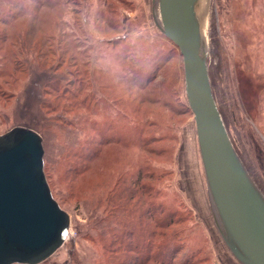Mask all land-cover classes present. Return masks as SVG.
<instances>
[{
	"label": "rangeland",
	"instance_id": "rangeland-1",
	"mask_svg": "<svg viewBox=\"0 0 264 264\" xmlns=\"http://www.w3.org/2000/svg\"><path fill=\"white\" fill-rule=\"evenodd\" d=\"M11 2L16 9H0V134L22 126L41 136L51 194L70 217L67 239L40 264H108L113 257L131 264L137 254L122 251L115 227L122 216L114 204L126 196L141 202L135 216L157 229L146 264L159 256L165 264H217L209 237L220 235L182 57L156 27L153 0ZM205 4L215 94L229 104L228 133L264 193V0ZM103 95L114 104L107 113L92 105ZM75 117L78 127L70 124ZM107 137L113 142L98 146L97 158L81 161L87 169L68 177L63 151Z\"/></svg>",
	"mask_w": 264,
	"mask_h": 264
},
{
	"label": "water",
	"instance_id": "water-1",
	"mask_svg": "<svg viewBox=\"0 0 264 264\" xmlns=\"http://www.w3.org/2000/svg\"><path fill=\"white\" fill-rule=\"evenodd\" d=\"M155 1L156 27L182 57L216 229L240 264H264V195L241 162L212 94L201 0ZM43 156L36 131L16 126L0 134V264H40L69 235L70 217L51 194Z\"/></svg>",
	"mask_w": 264,
	"mask_h": 264
},
{
	"label": "trees",
	"instance_id": "trees-1",
	"mask_svg": "<svg viewBox=\"0 0 264 264\" xmlns=\"http://www.w3.org/2000/svg\"><path fill=\"white\" fill-rule=\"evenodd\" d=\"M2 1H3V3L0 5V9H4L7 6H8L7 8H9V7L12 8V6L15 9L17 8V6H16L17 4L12 3L11 0H2ZM166 39L169 40L168 38H166ZM210 49H211V42H210ZM213 52L214 51L211 52V50H210L209 54H212ZM145 58H148V57H145ZM131 63H132V61H131ZM207 68H208V75H209V81H210V85H211L212 94H213V97L215 99L218 111H219L221 119L223 121V124H224V126L228 132L227 123L225 120L227 118V108L229 107V104L226 103L225 101H223V99H221L220 97L217 98V95L215 94V83H214V77H213L214 71H213V67H212L210 61H207ZM79 85H82V84H79ZM82 86L78 87L77 90L80 91ZM96 103L92 104V105L96 106L94 108H97V106H99L98 109L102 108V110L105 113H107L109 110V108H107L109 103L113 104V102L109 100L107 95H103V97L100 96L99 100ZM98 104H100V105H98ZM113 106H114V104H113ZM118 111H120V110H118ZM116 116H117V114H116ZM106 117L109 118V114ZM110 119H111V121H114V119L112 117H110ZM77 123L80 125V118L79 117H75L74 120L70 124L78 127L79 125ZM109 126L113 127L112 124H109ZM79 129H81V128L79 127ZM71 131H72L71 138L73 139V135H74L75 136L74 140H76L77 135H78L77 134L78 133L77 128H76V130H75V128H72ZM228 135H229V133H228ZM229 137H230V135H229ZM231 141H232V139H231ZM92 142H93V140L91 138H87L84 146L80 147V146H82V143L79 140V142H77L75 147H73L67 151H63V154L66 153V155L64 156V159L67 160L66 174L68 177L74 178V177H77L80 173L84 172L85 169H87V168L85 166H83V167L81 166V161L84 159L83 162H87V161L90 162L93 159L97 158V156L99 155L98 146H101L104 144H110L111 142H113V140L111 138L107 137V139H104V140L102 139L101 142H99V143L93 142L94 143L93 144ZM73 144H75V141L73 142ZM232 144H233L241 162L243 163L245 169L247 170L248 174L250 175L252 180L255 182V184L258 186V188L260 189L261 187L259 185V181L255 178V175H253L250 172L251 170L249 168H247L246 165L244 164V161L242 160V157L240 156L239 152L237 151V148L235 147L233 141H232ZM86 152H87V155H85ZM71 180H73V179H71ZM143 189H144V187H143ZM109 190H110L108 192L109 194L106 196V201H108L109 203L112 204V200L110 199L109 195L111 194V192H113V186L110 187ZM260 191H261V189H260ZM130 201H131V197L129 198L126 196L124 199H121L118 202V204H114L116 208L118 207L117 210L119 212V215L122 216L118 220V225L115 224V227L117 226L118 228L122 229L121 232L118 233L121 235L118 237L116 236L117 237L116 239H117V242H119L121 244V246L124 248L122 250L123 252L124 251H126V252L130 251L131 253L134 252L137 254V258L134 259L133 261H131V264H146L147 262L152 260L153 255L155 254V253H153V252H155V251H153V249H154V243L153 242L155 241L154 238L157 236V229L156 230L154 228L151 230L148 229L147 224L145 225L142 222V220H141L142 218H140V220H139V218L135 216V214L138 213L137 210H138V207L141 206V202H139V200H138L139 203H135L133 205L132 202H130ZM128 206L131 208V210H134L133 213H131V216H130V214H129V216H126V214L128 213L126 211L128 209L127 208ZM148 213H149V211H147L146 215H148ZM139 214L142 215V213H139ZM139 214H137V215H139ZM168 224H172V223H168ZM168 224H166L167 227H168ZM166 225H164V226H166ZM155 226H157V228L163 227L161 221L156 222L154 227ZM123 228L125 229V231H123ZM110 230H111V228L109 229V231ZM135 234H136V237L134 239L135 243H131L130 241H132V237ZM142 239H143V241L146 240V242L144 243L142 241ZM104 246H105L104 250L107 251L110 254V256H112L113 251H111L110 246L109 245H107V246L104 245ZM111 246H112V244H111ZM170 251L174 252L175 250L173 248H171ZM156 255H158V254H156ZM163 258L164 257L160 258V256H159V259L157 258L155 261L158 264H165ZM109 260L110 261H108V264H125L124 262H122V263L118 262L115 257H113Z\"/></svg>",
	"mask_w": 264,
	"mask_h": 264
},
{
	"label": "crops",
	"instance_id": "crops-1",
	"mask_svg": "<svg viewBox=\"0 0 264 264\" xmlns=\"http://www.w3.org/2000/svg\"><path fill=\"white\" fill-rule=\"evenodd\" d=\"M194 212H195V209H194ZM214 237L212 238L209 237V244L211 247V253L213 255V258L216 260V263L217 264H240L229 252L224 242L222 241L221 237L218 236L219 238H216V239Z\"/></svg>",
	"mask_w": 264,
	"mask_h": 264
},
{
	"label": "bare ground",
	"instance_id": "bare-ground-1",
	"mask_svg": "<svg viewBox=\"0 0 264 264\" xmlns=\"http://www.w3.org/2000/svg\"><path fill=\"white\" fill-rule=\"evenodd\" d=\"M205 1L206 0H201L200 2V8H201V14H202V20H203V33H204V36H206V18H205V15H204V10H205ZM156 6H157V2L155 1L154 3ZM157 12H158V7H157ZM157 21L160 22V18H159V13H157V16H155ZM155 21V20H154Z\"/></svg>",
	"mask_w": 264,
	"mask_h": 264
}]
</instances>
